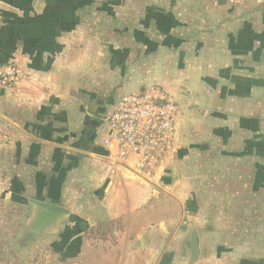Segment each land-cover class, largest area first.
Returning <instances> with one entry per match:
<instances>
[{
    "label": "crops",
    "instance_id": "crops-1",
    "mask_svg": "<svg viewBox=\"0 0 264 264\" xmlns=\"http://www.w3.org/2000/svg\"><path fill=\"white\" fill-rule=\"evenodd\" d=\"M117 23L140 29L141 44L182 43L178 49L159 47L155 54L184 52L186 75L209 77L205 96L215 93L217 107L225 113L240 109L249 98L254 107V99L264 96V5L0 0V65L15 62L26 74L19 86L0 89V132L10 140L0 145V181L11 175L14 188L24 190V180L31 178L28 185L36 196L30 199L71 211L74 217L63 224L74 219L73 230L66 233L72 240L64 250L76 252V264H185L194 228L201 250L198 264H239L226 262L223 246L210 242L203 225L170 193L183 185L180 179V185H173L168 177L170 170L178 175L176 160L149 178L105 159L102 119L117 100L85 101V77L95 74L98 41L91 29ZM121 84L120 91L130 85ZM184 122L181 113L178 132ZM99 226L110 230L108 239L85 242V235Z\"/></svg>",
    "mask_w": 264,
    "mask_h": 264
},
{
    "label": "rangeland",
    "instance_id": "rangeland-1",
    "mask_svg": "<svg viewBox=\"0 0 264 264\" xmlns=\"http://www.w3.org/2000/svg\"><path fill=\"white\" fill-rule=\"evenodd\" d=\"M102 26L91 29L98 50L91 67L95 74L85 77V101L117 100L122 94L154 85L167 90L185 116L179 131V156L173 163L178 176L168 172L173 185L177 179L183 185L170 193L203 225L210 242L223 246L226 262L264 264V96L254 99V107L249 98L240 109L229 108L225 113L217 107L215 93L205 96L203 85L209 77L186 75L189 60L184 52L155 54L159 47L178 49L182 43L141 44L140 29L119 23L115 28ZM121 82L130 85L120 91ZM11 178L0 181V264H76L72 260L76 252L64 250L72 240L66 233L73 230L74 219L63 224L59 233L37 238L25 234L33 214L28 199L36 196L35 188L28 185L31 178L23 179L26 188L19 199Z\"/></svg>",
    "mask_w": 264,
    "mask_h": 264
},
{
    "label": "built area",
    "instance_id": "built-area-1",
    "mask_svg": "<svg viewBox=\"0 0 264 264\" xmlns=\"http://www.w3.org/2000/svg\"><path fill=\"white\" fill-rule=\"evenodd\" d=\"M225 1L235 6L264 5V0ZM24 80L26 74L15 62L0 65V89L15 88ZM181 113L179 103L160 86L120 95L114 109L102 119L106 133L100 146L105 159L147 177L166 170L177 160ZM9 141V136L0 132V145Z\"/></svg>",
    "mask_w": 264,
    "mask_h": 264
},
{
    "label": "water",
    "instance_id": "water-1",
    "mask_svg": "<svg viewBox=\"0 0 264 264\" xmlns=\"http://www.w3.org/2000/svg\"><path fill=\"white\" fill-rule=\"evenodd\" d=\"M178 176V175H177ZM33 214L28 221L25 234L37 238L44 234L57 233L63 223L71 216V211L57 204H51L35 199H29ZM201 256L199 234L197 228L193 229L189 249L188 263L198 264Z\"/></svg>",
    "mask_w": 264,
    "mask_h": 264
},
{
    "label": "trees",
    "instance_id": "trees-1",
    "mask_svg": "<svg viewBox=\"0 0 264 264\" xmlns=\"http://www.w3.org/2000/svg\"><path fill=\"white\" fill-rule=\"evenodd\" d=\"M20 191L22 192L23 190ZM109 235L110 230L106 229L105 227L99 226L96 229L88 232L83 239L85 240V242L95 245L99 244L100 242H105L108 239Z\"/></svg>",
    "mask_w": 264,
    "mask_h": 264
},
{
    "label": "flooded vegetation",
    "instance_id": "flooded-vegetation-1",
    "mask_svg": "<svg viewBox=\"0 0 264 264\" xmlns=\"http://www.w3.org/2000/svg\"><path fill=\"white\" fill-rule=\"evenodd\" d=\"M30 236V235H29ZM33 237V236H32Z\"/></svg>",
    "mask_w": 264,
    "mask_h": 264
}]
</instances>
